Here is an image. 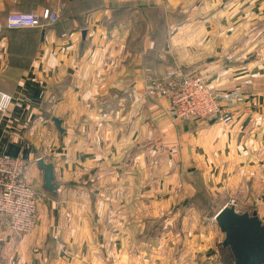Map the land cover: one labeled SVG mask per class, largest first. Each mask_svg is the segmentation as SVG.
<instances>
[{
    "label": "crops",
    "instance_id": "1",
    "mask_svg": "<svg viewBox=\"0 0 264 264\" xmlns=\"http://www.w3.org/2000/svg\"><path fill=\"white\" fill-rule=\"evenodd\" d=\"M45 9L53 23L3 29ZM168 67L238 90L233 122L171 117L144 92ZM0 90V154L25 158L39 190L27 233L0 219V264H233L201 220L213 194L264 218V0H0Z\"/></svg>",
    "mask_w": 264,
    "mask_h": 264
},
{
    "label": "built area",
    "instance_id": "2",
    "mask_svg": "<svg viewBox=\"0 0 264 264\" xmlns=\"http://www.w3.org/2000/svg\"><path fill=\"white\" fill-rule=\"evenodd\" d=\"M56 11H10L4 18L7 28H32L44 26L42 19L54 21ZM145 94L159 95L166 100L167 111L173 118L218 120L224 126L233 122L228 111L242 100L238 90L218 91L210 86L200 72H184L178 67L166 69L159 79L146 76ZM11 96L0 90V111H6ZM28 161L21 156L0 154V219L16 235L27 233L33 226L38 192L24 178ZM233 205V200H231ZM200 264H212L202 260Z\"/></svg>",
    "mask_w": 264,
    "mask_h": 264
},
{
    "label": "water",
    "instance_id": "3",
    "mask_svg": "<svg viewBox=\"0 0 264 264\" xmlns=\"http://www.w3.org/2000/svg\"><path fill=\"white\" fill-rule=\"evenodd\" d=\"M37 163L43 170V187L56 188L52 164L41 158ZM214 220L224 235L222 243L229 248L233 264H264V221L255 212L238 211L226 204L216 211Z\"/></svg>",
    "mask_w": 264,
    "mask_h": 264
},
{
    "label": "rangeland",
    "instance_id": "4",
    "mask_svg": "<svg viewBox=\"0 0 264 264\" xmlns=\"http://www.w3.org/2000/svg\"><path fill=\"white\" fill-rule=\"evenodd\" d=\"M221 91V90H220ZM238 103V102H237ZM217 122H219L218 120H216ZM225 127V126H224ZM225 183V182H224ZM34 188H35V190L37 191V192H39V190L33 185V183H30ZM240 193V192H239ZM236 194H238L237 192H236ZM242 196H243V194L242 193H240ZM214 195V199L215 200H213V202H211L210 203V207H208V206H205V207H208V208H210L211 210H210V212L209 213H205V215L206 216H208L206 219H202L201 218V220H202V223H209V224H212V222H209V221H211V219L213 218V215H214V211H216L217 209H218V207L225 201V200H227V198L229 199V201L231 202V200H233V204H236V201H237V199H235V197H233V196H231L230 195V191H227V190H223V192H221V194H213ZM230 195V196H229ZM218 198V199H217ZM204 203V202H203ZM202 203V204H203ZM230 204V203H229ZM198 205H200V207L201 208H203V209H205V207H203V205H201V204H198ZM253 207H255V206H253ZM253 207H250V209H253ZM241 209H243V208H241ZM239 211V210H238ZM241 211V210H240ZM249 213H251V212H249ZM197 218H200V216H198ZM189 220H188V225L190 224L191 225V223H189V222H191V221H193L194 219H195V217H189L188 218ZM207 220V221H206ZM213 220V219H212ZM262 221H264V218H262ZM201 224V223H200ZM203 225V224H202ZM209 232H206V233H204L206 236H209V234H208ZM187 237H188V234H187ZM202 260H208V258H205V259H202ZM202 260L200 259L199 261H197L195 264H200V262H202Z\"/></svg>",
    "mask_w": 264,
    "mask_h": 264
},
{
    "label": "trees",
    "instance_id": "5",
    "mask_svg": "<svg viewBox=\"0 0 264 264\" xmlns=\"http://www.w3.org/2000/svg\"><path fill=\"white\" fill-rule=\"evenodd\" d=\"M158 13H159V11H157L156 12V17H157V19H158ZM57 18V17H56ZM56 20V19H55ZM54 20V21H55ZM54 21H46L45 19H42V22L44 23V25H46V24H49V23H53ZM162 25H156V46L158 47L159 45H160V43H161V37H160V39L158 38V35H161V33H162ZM33 28H37V27H32V28H7V27H5V26H3V29L4 30H22V29H33ZM169 68V67H168ZM163 74H161V75H153V74H151V72H149V76H150V78H152V79H159L161 76H162ZM198 204H201V205H203V206H206L207 204H208V202H207V200L205 199V197H204V195H201L198 199H197V201H196ZM204 202V203H203ZM203 203V204H202Z\"/></svg>",
    "mask_w": 264,
    "mask_h": 264
}]
</instances>
